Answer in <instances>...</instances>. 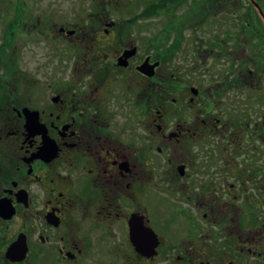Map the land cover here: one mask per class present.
<instances>
[{"label": "flooded vegetation", "instance_id": "af4514ba", "mask_svg": "<svg viewBox=\"0 0 264 264\" xmlns=\"http://www.w3.org/2000/svg\"><path fill=\"white\" fill-rule=\"evenodd\" d=\"M177 1L120 20L112 1L68 21L44 0L0 8L6 44L41 48L0 51V264H264L263 102L245 101L253 120L224 96L264 89L237 47L264 41V7L207 0L249 16L222 17L243 61L221 74L199 63L215 40L187 48L192 24L141 20Z\"/></svg>", "mask_w": 264, "mask_h": 264}, {"label": "rangeland", "instance_id": "374dc122", "mask_svg": "<svg viewBox=\"0 0 264 264\" xmlns=\"http://www.w3.org/2000/svg\"><path fill=\"white\" fill-rule=\"evenodd\" d=\"M109 1H112L114 6H117L116 4H121V9H116L113 12H111V17L113 19H119L120 17L122 18L125 17L127 18H133V15L135 13H139L140 10H142V7H144L146 4L143 2L145 0H141V3L139 0H44V2H41V4L45 7H48L50 5H57L60 6V16L62 21H68V20H75V12L77 16L79 17L82 14H87L88 12L86 11L87 8H89L90 5L94 4H105L108 3ZM260 2L261 6L264 7V0H257ZM202 3V5H200ZM7 0H0V8L3 9L5 5H7ZM171 4V3H170ZM214 4L207 3V0H179L175 3V8L173 7L172 9H166L165 12L168 14L164 13L162 15L157 16L155 19H141L142 21L147 20V24H144L145 26L149 27L152 31L158 30L162 31V29L165 27L167 28L166 30H169L170 28L174 27L177 25V22L182 21L184 24H192L194 26L193 30L187 31L185 34V39H186V46L188 49L191 48L192 44H197L198 41H205V42H211L215 40V45H212L214 49H216V56L215 58H209V51L206 48V52L204 51L203 53V58L200 60V64H204L206 68L208 69H215L217 72H220L221 74H225L227 70L230 68V66H233L237 69L239 65L242 63V59L239 60L237 58L234 61V64L227 63L228 61L225 60L224 55H223V50L224 48L227 50L230 49V47L227 45L228 42H231L228 36L231 34L230 30L228 29L225 21H223L222 17L225 18L226 21L228 20H235L238 17V20L241 19L242 21H246L249 19V16L246 12V6L242 4V2H239L238 7L234 5L232 2L228 3H222V5L219 6H213ZM196 6L197 8H193ZM202 6H205L208 9H203ZM83 8V10H82ZM217 8V9H215ZM45 10H48V8H45ZM82 10V12L80 11ZM122 10V11H121ZM0 13V51L1 54H7L10 55L13 52H23V53H39L41 51L36 47L33 48V46L30 44L31 42H28V40H22V38H17L14 41L12 45L6 44V41H4L5 36L4 34L6 33V23L8 21L5 20L6 18L4 17L3 12ZM144 12V11H143ZM161 12V11H159ZM174 18L177 16L175 21L170 20V16L174 15ZM216 14L218 15L216 18ZM179 15V16H178ZM207 16V17H206ZM206 17V18H205ZM173 18V19H174ZM205 18V21H203ZM80 17L78 18V20ZM86 18H84L85 20ZM221 20V21H220ZM195 25L198 27L196 28ZM245 26L243 22V27ZM200 28V29H199ZM145 30V29H144ZM199 32H198V31ZM192 31H195L196 34L192 38ZM212 31V32H211ZM230 33H228V32ZM189 35V36H188ZM199 38V40L195 38ZM191 38V39H190ZM197 40V42H195ZM249 43V44H248ZM248 43H240L238 42V49L242 53L243 57H247V59H255L254 63L250 66V69L252 68L255 74L254 79L256 80L260 78V80H264V41L258 42L255 38L252 39V41ZM207 44V43H206ZM231 44V43H230ZM248 47V50L246 49ZM212 48V49H213ZM245 48V52H243L241 49ZM238 49L236 52H238ZM221 50V51H220ZM206 60H203V59ZM245 59V58H244ZM190 66H192L191 60L188 61ZM172 64L175 67L182 66V62L180 60V57H176V61H173ZM199 64V65H200ZM205 68V69H206ZM261 69V70H260ZM262 75L259 77L258 75ZM258 76V77H257ZM262 83V82H261ZM225 100L229 101L230 104L233 106H229L228 108V114H233L234 111L237 112L238 110H243V111H248L250 113V110L248 108H244V103L246 102H252L254 105L257 104V102H263L261 103L262 108H264V89L262 91H257L255 90L254 92H249V91H239V92H233L229 91L224 92ZM246 101V102H245ZM236 106V107H235ZM251 116L253 120L257 115L252 112L251 110Z\"/></svg>", "mask_w": 264, "mask_h": 264}, {"label": "water", "instance_id": "95a60500", "mask_svg": "<svg viewBox=\"0 0 264 264\" xmlns=\"http://www.w3.org/2000/svg\"><path fill=\"white\" fill-rule=\"evenodd\" d=\"M27 113V111H25ZM27 127L29 128L30 132L38 133V124H37V116L34 113H30V119L27 123Z\"/></svg>", "mask_w": 264, "mask_h": 264}, {"label": "trees", "instance_id": "16d2710c", "mask_svg": "<svg viewBox=\"0 0 264 264\" xmlns=\"http://www.w3.org/2000/svg\"><path fill=\"white\" fill-rule=\"evenodd\" d=\"M258 76L261 77V79L263 78L261 74L258 75ZM261 81H262V80H261ZM262 84H264V80L262 81Z\"/></svg>", "mask_w": 264, "mask_h": 264}]
</instances>
